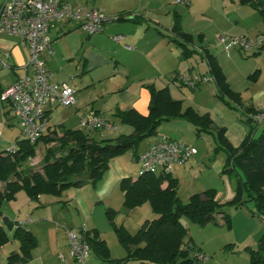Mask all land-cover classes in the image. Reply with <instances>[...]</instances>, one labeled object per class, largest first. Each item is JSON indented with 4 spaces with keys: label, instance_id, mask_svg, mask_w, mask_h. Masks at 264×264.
I'll return each mask as SVG.
<instances>
[{
    "label": "crops",
    "instance_id": "crops-1",
    "mask_svg": "<svg viewBox=\"0 0 264 264\" xmlns=\"http://www.w3.org/2000/svg\"><path fill=\"white\" fill-rule=\"evenodd\" d=\"M6 1L7 0H0V4ZM66 1L70 2L75 8L79 6H89L96 8L101 13L110 17L126 14L136 17L135 19L128 18L117 20L114 23L108 21L104 25V30L95 34L87 33L83 28H81L80 22H75L76 20L70 22L71 24H69V21H63L59 23L54 29H52L51 35L53 53L47 49L41 54V58L45 61L48 71L53 75V81L57 83L69 84L65 80H62V82L57 80L56 77L58 79H63V75L58 76L54 74L52 69L58 70V67H65L67 60L73 59L74 55L78 56L81 54L79 51L81 43L83 48V52L81 54L82 70L84 72L86 68H88L86 72L103 70L101 75H98L100 77L97 78V80H95L96 76H92V83L88 84L87 86L89 87L90 85H94L106 78H113L114 80L108 89H100V91H92V89H89L87 91H81V93L77 95L75 102V112L77 113V118H80V114L86 112V115L93 110L98 112L106 119L112 120L113 122L114 120L112 117H117L116 112L119 109L128 110L134 108L142 114H147L149 111V103L151 98V93L147 88V84H154L155 87L159 89L168 87L171 94L173 95L172 86L170 83L172 82L173 84H181L180 81H175L174 77L176 74H180L181 76L184 74V70H182V62H185V64H190L188 66L190 70L195 68L193 63H190V60L195 55L200 57L201 67L205 71L204 73L198 72L196 75H194L193 72H190V75H193V77L198 79L199 89H201V86L204 84V76L206 77L210 75L208 73L209 67L207 61L198 52H194L188 58H183L182 47L179 46L176 41L172 40V37L174 36L172 30L176 23L177 16H179L178 19L180 20V25L183 31L194 36L195 44L190 45V47L193 49L197 48L199 51H201L200 46H204L211 53L216 55L218 60L220 55L216 51H218L220 48H224V44H227L230 41L231 36H262V31H264V13L261 12V8L264 9V0H189V4L177 3L176 0ZM254 1H259L261 7L255 6L253 4ZM75 30L78 31L73 32ZM83 32L87 33L88 36L85 37ZM68 34H72L70 35L72 36L71 38L76 36L78 41L77 45H70L68 50L62 51L60 45L62 41L60 37ZM224 34H226L227 37H224ZM113 36H119L120 39L115 40L112 38ZM199 36H201L202 40L198 38ZM222 36L225 38V42L223 43L220 41ZM237 48L239 50H243L239 47ZM230 49H226L227 54H229ZM263 49L264 45L252 52V55L261 53ZM29 62L30 48L28 44L25 43L19 36L0 33V94L4 89L13 85L19 77L25 76L26 74H32L33 69L31 65L28 66ZM144 62L147 64L146 66L143 64ZM221 62L222 61L219 60V63L229 81V76L226 72V66L224 65V62ZM256 71H259V74L261 73L260 69H256L254 72ZM253 79L256 80L257 77ZM210 81L213 80L211 79L207 82ZM230 85L233 90L237 91L231 83ZM179 87L182 88L181 86ZM173 97L175 96L173 95ZM241 97V104H243L242 93ZM253 97L259 101L257 104H251V108L256 109L264 103V89L258 90L253 95ZM175 98L179 99L178 97ZM231 102L232 101H229L228 103ZM56 106L58 105H48L46 107L48 115V131L44 135L54 136L53 132L55 131L57 134L62 135V130L64 129L81 128V118L79 119L78 128H68L65 123L60 124L59 127H56L55 125L52 126L50 124L51 113ZM80 110L81 112H79ZM82 110L85 111L82 112ZM198 111L201 112L200 110ZM15 123L17 124L18 120L13 115L11 108L7 107V105L0 100V150H9V147L16 144L18 139L24 138L21 126L19 124L16 125ZM122 124H124V127L116 125L117 128L111 130L119 129L120 131H128L129 129L125 126L128 124ZM225 127L227 128V137L234 146H239L249 132V130L243 129V132L240 131V133L237 134V142H234L228 135V127ZM164 130L167 133L165 132L166 134L162 135H167L172 139L180 140L179 138H176L179 136V131H176V129L167 128ZM93 131H97V133L100 134L99 137L96 138L93 134ZM93 131L90 133L91 136L96 140L115 138L122 134L128 135L125 132H122L118 135H112L110 134L112 131H109V135H107L106 131H108V129H95ZM155 141L156 140L150 142L142 151L138 153L137 157L133 154L134 160L136 162L135 166L130 165L126 160L120 158V156H117L110 161L109 167L105 171L102 179L96 184L87 182L82 186L75 187L77 191H75L74 194L76 195V198H78L81 206L85 207L82 197L83 186L92 184L94 187H97V195L99 200L106 201V199L116 190V187L120 185L122 178L127 176L136 178V172L138 171L140 174L141 169V162L139 160L140 155ZM198 153L199 151L197 154ZM197 154L193 158L198 161ZM225 161L226 158H224V162L220 160L216 165V172L221 174V176L223 175L222 169ZM185 165L186 163L184 165H177L172 171L173 176L177 177L178 179L184 177L182 174V168L185 167ZM192 180H194V178H191V182H193ZM235 184L231 181L229 186H227L226 183L225 185L223 184V186H219L218 184H213V186H210L211 184L200 182L199 184H195V186H191L190 189L192 190L191 194H195L209 188H215L218 191L217 199L221 202H224L225 199H232L233 195L235 194ZM2 187L3 185L0 184V188ZM69 188H66V191L63 190V192H68ZM63 192L61 195H63ZM46 196L47 195H42L38 200L30 199L33 201L42 202V204L43 201L50 203L51 199L47 198ZM74 197L75 196L71 197L67 195L66 199H73ZM67 201L68 200H66L65 203H67ZM242 208L243 207H233L228 212L233 217V224L235 217L237 219V213L243 212V214H245L243 215V218L254 226V229L246 230L244 238L241 240H237V238L233 237L231 238L230 235H225L223 233L224 231H222V228L224 225L222 222L219 224L211 222L208 223L207 226H214L218 230L220 229L213 238L215 239L217 246H207L205 242L199 241L197 237L192 234L191 237L193 244L200 247L201 251L205 252L206 254L207 252L218 253V251L225 245L233 248V252H238V254H242V251L248 252L245 249L246 246H251L256 249L258 247L259 240L264 234V221L258 217V220H260L261 223H257L258 221L254 217L256 215H249L246 213V211H238L242 210ZM27 213L28 214L26 216H18L15 220L23 222L27 228L36 235V230L33 228V225L38 223V221L34 220L35 212L32 210V206L29 205ZM5 217L8 216L6 215L4 218ZM20 217L22 219H20ZM218 217L220 220L221 215ZM77 218L79 219V216L76 217V215H71L70 219L66 220L69 225V230L75 231L83 227L78 222V220L75 222ZM10 219L13 220L12 218ZM147 219L149 218H146V220ZM0 226H4L7 232L13 231L14 233V230L7 229L6 222L5 225ZM86 226L89 228V225ZM97 229L104 238L100 229ZM104 239L107 241L106 238ZM117 242L120 243L119 240L116 241L115 239L116 244ZM55 251H60V255H63L65 261L66 257L62 252L66 251V254L68 256L70 255V239L69 234L66 231H60L57 233ZM118 253L119 256H115V258H123L126 255V250L123 247L122 250L119 249ZM95 256V259L93 258V261H91L90 264H114L102 260L96 254ZM243 256H245L247 263L251 264L249 253ZM209 257L210 258L205 261L206 263L204 264H219L218 259L212 263L213 257ZM69 262L71 264L72 260H69ZM128 264L144 263L131 261Z\"/></svg>",
    "mask_w": 264,
    "mask_h": 264
},
{
    "label": "trees",
    "instance_id": "trees-1",
    "mask_svg": "<svg viewBox=\"0 0 264 264\" xmlns=\"http://www.w3.org/2000/svg\"><path fill=\"white\" fill-rule=\"evenodd\" d=\"M253 4L261 7L259 1H254ZM261 12L264 13L263 8ZM178 17L172 30V40L182 47L183 58L190 57L194 52L200 53L209 67L210 75L206 77L214 81L218 97L227 102L241 104V93L232 89L217 56L204 46H200L201 51L191 48L190 45L195 44L194 36L183 31ZM128 18L136 17L126 14L116 16L115 19ZM198 38L202 40L201 36ZM258 75L259 71H256L251 76L256 78ZM174 80L180 81V86L188 85L195 91L199 88L198 79L196 89L180 74H176ZM147 88L151 93L147 114L134 108L119 109L116 112L122 123L134 128L131 134L96 140L91 136V131L82 128L64 129L62 135L55 131L54 136L43 135L35 143L20 138L16 142L15 153L0 150V184L3 185L0 188V212L4 202L15 199L20 190H25L31 199L38 200L42 195L60 196L66 188L82 186L87 182L96 184L102 179L113 158L129 149H134L137 157L136 149L139 144L157 134L159 126L165 121L182 118L194 126L199 136L212 132L214 121L210 113H201L193 106L185 107L182 100L172 96L168 87L159 89L154 84H147ZM250 112L254 114L255 109L251 108ZM246 121L251 127L239 146L230 142L225 126L213 133L215 153H226L222 173L235 175V194L230 201H219L217 189L209 188L192 194L184 203L179 196V179L172 172H145L136 178L124 177L120 181L124 206L133 209L148 202L157 216L145 220L134 233L123 225L116 226L118 240L126 250V255L118 259L112 258L110 246L99 230L88 229L86 240L90 244L91 252L114 264H128L131 261L148 264H201L196 254L203 251L193 244L191 236L187 240L189 230L182 220L183 217L202 226L211 222H222L231 229L232 215L226 211L225 206L241 208L248 202H253L255 210L252 213L264 221V129L256 136L255 130L258 126H253L251 117H247ZM40 141L48 147L39 168L28 165L27 162L37 156ZM4 219L7 229L14 230L13 237L20 243L19 250L8 256L9 263L30 262L33 259V250L38 245L36 235L20 221L8 217ZM9 240L7 230L0 226V246ZM245 249L250 255L251 264H264V234L256 249L251 246H246Z\"/></svg>",
    "mask_w": 264,
    "mask_h": 264
},
{
    "label": "rangeland",
    "instance_id": "rangeland-1",
    "mask_svg": "<svg viewBox=\"0 0 264 264\" xmlns=\"http://www.w3.org/2000/svg\"><path fill=\"white\" fill-rule=\"evenodd\" d=\"M107 17L111 19L110 21L112 23L117 21L115 19L116 17ZM70 22L72 21H69V24H71ZM75 22L78 23L79 21ZM77 31L78 30H75L73 32ZM83 33L85 37L88 36L87 33ZM72 34L60 37L62 41L60 43L62 51L68 50L70 48V45H77V38L76 36L71 38L72 36L70 35ZM223 36L227 37L226 34H224ZM248 36L258 37L253 35ZM262 38L263 43L261 44V46L264 45V31H262ZM224 45L226 46V44ZM225 46L224 48H220L216 52H218L220 55L219 60L224 62V65L226 66V72L228 73L230 83L237 91L242 93L243 104H240L238 102L235 103L233 101L231 103H228L227 101H224L217 97L216 88L213 81L204 82V84L201 86V89L198 88V90H196L197 92H195L194 89L193 91L192 88L188 85L181 86L182 88H180V85L178 83L173 84L171 82L170 84L172 86L173 95L175 97H178L179 100H182L185 107L194 106L201 112H208L211 114L214 121L213 128L211 129L212 132H205L199 136L196 134L195 128L192 124L182 118H176L168 122H163L158 128V133L153 135L152 137L146 138L139 144L136 149V151L139 153L150 142L157 140V138H160L161 136H167L162 135L167 133L164 129L173 128L176 129V131H179V136L175 135L177 136L176 138L180 139L179 141L183 140V143L196 148L197 152L199 151V153L197 154L198 161L193 158L195 157L194 155L186 162L185 167L182 168V174L184 175V177L179 179V196L184 203L187 202L190 198V195H192V190L190 189V187L195 186V184H199L200 182L211 184L210 186H213V184L223 186V184L225 185V183L227 184V186H229L231 181L235 184L236 179L234 174L231 176L223 174L221 176V174H218L216 172L217 163L220 160L224 162L226 153L224 151L215 153L214 148L216 144L213 133H216L218 128L227 126L229 137L232 141L237 142V134L240 133V131L243 132V129L249 130L251 127V125L246 121L247 117H251L253 119V114L252 112H250L251 104H257L259 102L258 99L253 97V95L258 90L264 89V49L261 53L252 55V52L256 51L260 46L256 47L250 52L239 50L237 47H232L229 50V54H227ZM79 51L82 54V43L80 45ZM81 54H79L78 56L74 55L73 59L67 60L65 67H58V70L52 69V72L54 74L58 76L63 75V79H58L56 77L57 80H59L60 82H62V80L67 81L69 85L76 90V98L77 95L81 93V91H87L89 89H92V91L108 89L114 81L113 78H106L88 87L87 85L92 83V76H96L95 80H97V78L100 77L98 75H101L103 70L86 72V70H88V68H86L84 72L82 70ZM200 62V57L195 55L190 60V63H193V65L195 66V68L192 70H190L188 67L190 64H185V62H182V70H184V74L182 73V77L190 80L192 78H195L193 77V75H190V72H193L194 75H196V73L198 72L204 73L205 70L202 69ZM143 64L145 66L147 65L145 62ZM256 69H260L261 73L255 80L251 75ZM205 78L207 77L204 76V79ZM84 111L85 110H82V112ZM79 112H81V110ZM85 113L80 114V118L83 117ZM76 114L77 113L75 112V105H58L52 110L50 124L52 126L55 125L56 127H59L60 124L65 123L68 128H78L80 118H77ZM112 118L117 126L124 127V124H122L119 117ZM17 124L20 125L19 122ZM252 124L255 127L258 126L255 130V135L258 136L259 134H261L262 130L264 129V123L258 125L253 119ZM125 126L129 129L128 131H120L119 129H117L108 130L106 131V133L107 135H109V131H112L110 132V134L118 135L122 132H125L126 134H130L133 132L132 126ZM93 134L96 138L100 135L99 133H97V131H93ZM10 147H12V145ZM46 151L47 145L43 141H40L37 147V156L35 158L29 159L27 164L34 167H41L43 164L42 159L45 156ZM133 154L134 149H129L126 153L120 155V158L126 160L130 165L135 166L136 162L134 160ZM136 174L137 175L135 177L139 175L138 171L136 172ZM191 178H194V180H192L193 182H191ZM97 189L98 188L94 187L92 184L83 186L82 197L85 203V207H82L78 198H76V195L74 193L75 191H77V189L75 187L69 188L68 192H65V190L63 192V195L61 196L47 195L46 197L50 198L51 201L50 203H46L45 201H43V204L42 202L31 200L25 190H20L15 199L6 201L3 204L1 209L2 212H0V225H5L4 216L7 215L8 217L15 220L18 216H26L28 214L27 210L29 208V205L32 206V210L35 212L34 220L38 221V223L33 225V228H35L36 230L38 245L33 250V259L26 264H70L69 260H72L71 255L68 256L66 254V251H63L62 253H64L66 257L65 261V259L60 255L61 252L55 251V246L57 233L60 231H66L69 234L71 230H69V225L66 220L70 219L71 215H76V217L79 216V219L77 218L75 222L78 220L81 226L89 225L90 229L93 227H97L100 229L101 233L103 234L104 238L107 239V242L111 248L112 258H115V256H119V249H123L120 243H115V239L116 241L118 240V237L116 235V226L123 225L128 228L130 232L134 233L141 227L146 218L153 219L157 215L153 212L151 205L148 202L133 209L125 207L123 204V192L120 188V185L116 187V190L106 199V201L99 200ZM67 195L75 197L73 199H66ZM66 200H68L67 203H65ZM230 200L225 199L224 202L226 203ZM231 208H233V205L225 206L226 211H230ZM252 210H255V205L253 202H248V204L244 206L242 210L238 211H246V213H248L249 215H253ZM243 215H245L243 214V212H238L237 219L235 217L233 227L229 230V228L224 225L222 228V231H224L223 233L225 235H230L231 238H237V240H241L242 238H244L246 230L254 229V226L246 221L243 218ZM21 217L20 219H22ZM254 217L258 221L257 223H261L260 220H258V216ZM182 220L189 230L187 240L190 236H192V234H194L199 241L205 242L207 246H217V244L215 243V239L213 238L217 231H219L220 229L218 230L214 226H202L193 223L187 217H183ZM8 232L11 238L6 244L0 246V264H11L8 261V256L13 251L19 250L20 243L16 238L13 237V231ZM225 246L220 249L218 253L207 252L208 256L213 257L212 263H214L218 259L219 264H248L247 260H245V256H243L247 255L248 252L242 251L241 253H244L243 255L238 254V252L234 253L233 248H231L230 246ZM95 257V254L91 252L89 255V262L93 261V258L95 259ZM209 258L210 257H208L205 261H207ZM205 261H203L201 264L206 263Z\"/></svg>",
    "mask_w": 264,
    "mask_h": 264
},
{
    "label": "built area",
    "instance_id": "built-area-1",
    "mask_svg": "<svg viewBox=\"0 0 264 264\" xmlns=\"http://www.w3.org/2000/svg\"><path fill=\"white\" fill-rule=\"evenodd\" d=\"M177 3L189 4V0H176ZM79 21L81 28L89 34L100 33L104 25L111 19L99 10L89 6L73 7L66 0H7L0 4V33L16 35L28 44L32 74L19 77L13 85L4 89L0 100L11 108L13 115L22 127L24 138L35 143L48 131V105L74 106L76 90L67 83H57L52 80V74L47 70L41 54L49 49L53 53L51 31L63 21ZM115 40L119 36L112 37ZM221 41L225 42L222 36ZM263 43L262 36L249 37L245 35L231 36L226 49L239 47L250 52ZM185 79V78H184ZM211 80L207 77L204 82ZM196 89L197 79H185ZM254 121L264 123V103L255 109ZM80 126L85 131L95 129H116V124L106 119L96 111H90L81 117ZM16 144L8 150L15 153ZM197 149L182 141L161 136L139 157L140 173L172 172L177 165H184ZM24 224L23 222H21ZM87 226L78 231H70L71 264H90L91 247L86 240ZM63 257V255H61ZM200 262L209 256L205 252L196 254ZM64 258V257H63Z\"/></svg>",
    "mask_w": 264,
    "mask_h": 264
}]
</instances>
